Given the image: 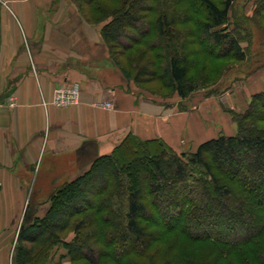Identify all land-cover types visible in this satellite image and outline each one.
I'll return each instance as SVG.
<instances>
[{
  "label": "trees",
  "instance_id": "16d2710c",
  "mask_svg": "<svg viewBox=\"0 0 264 264\" xmlns=\"http://www.w3.org/2000/svg\"><path fill=\"white\" fill-rule=\"evenodd\" d=\"M76 1L93 8L115 65L139 87L159 81L187 100L227 74L218 59L250 56L244 42L250 45L252 20L237 0ZM255 7L253 18L264 14V0ZM233 117L235 135L195 152L125 138L62 185L45 216L21 230L15 264H44L59 245L67 264H159L153 247L175 235L179 264H236V255L242 264H264V90Z\"/></svg>",
  "mask_w": 264,
  "mask_h": 264
},
{
  "label": "crops",
  "instance_id": "0c3cea01",
  "mask_svg": "<svg viewBox=\"0 0 264 264\" xmlns=\"http://www.w3.org/2000/svg\"><path fill=\"white\" fill-rule=\"evenodd\" d=\"M77 3L0 0V264L13 256L7 225L17 222L24 202L9 193L25 192L22 177L43 161H67V171L55 173L67 183L130 135L183 153L223 132L205 127L202 106L175 111L127 80L103 38L104 24L88 21ZM70 83L81 85L79 105H43ZM103 102L113 107L94 105Z\"/></svg>",
  "mask_w": 264,
  "mask_h": 264
},
{
  "label": "rangeland",
  "instance_id": "374dc122",
  "mask_svg": "<svg viewBox=\"0 0 264 264\" xmlns=\"http://www.w3.org/2000/svg\"><path fill=\"white\" fill-rule=\"evenodd\" d=\"M257 1L258 0H237L235 8L242 10L241 14L244 19L245 17H248L249 20H252L247 24L249 28L248 34L251 40L249 41L250 45L244 42V47L249 48L250 56L244 63H239L229 58L218 59L216 62L217 68L219 70L229 69V71L224 77H216L218 81L217 85L212 87L210 90L207 89L198 91L187 100H181L171 91L163 88L161 82L159 81L144 84L142 85L143 87H140V90L156 99H162L167 106L175 111H184L189 108H193L195 105H200L202 106V111H205V109L207 111L206 115L203 117V123L206 128L212 129V127H217V131L220 129L223 131L220 135H235L238 131V125L234 121L233 116L244 113L251 102L252 97L264 90V14L260 17L258 16L253 18L256 14L255 5ZM77 4L84 17L88 21L94 23L93 8L87 4L79 2ZM239 16L240 18L242 17L241 15ZM248 45L249 47H247ZM141 49H143V46L138 48V50ZM116 57L122 65L128 64V60L125 55L119 56V53L117 54L116 52ZM109 104L112 106L111 103ZM52 162L53 165L57 164L58 166H49L48 161L46 160L43 161L42 166L38 169L37 165V167L32 170L33 173L26 174L22 177L23 182L29 187L25 192L9 193L12 196L10 199L14 198L17 200L19 197L23 196L24 201L22 208H20L19 215H17V222L15 224L9 223V225H7L8 229L6 233L15 245L13 248L14 253L9 264H15V250L21 230L28 224L45 216L51 206L53 196L57 190L65 184L64 179L62 180L60 177H55V173L67 171V161L58 160ZM91 166L92 165L80 170L81 172L75 176V179L78 176L85 174ZM4 226L5 224L2 225V227ZM201 231L205 230H198V232ZM73 236L74 233L72 229H70L65 234L64 239L65 241H70ZM178 240L179 235H175L153 247L152 253L159 264H167L169 261L174 262L173 264L181 263L182 257L177 252V249L174 248V245ZM106 252L114 255L116 254L114 251L110 252L109 250H106ZM116 252L119 254L118 250ZM65 254L66 249L64 246H55L51 252L49 260L44 264H67L66 260H62V256ZM241 257L242 256L239 255L234 257L237 259L236 264H242L239 260ZM109 264L114 263L109 261ZM228 264L234 263L228 262Z\"/></svg>",
  "mask_w": 264,
  "mask_h": 264
},
{
  "label": "built area",
  "instance_id": "2783aa9c",
  "mask_svg": "<svg viewBox=\"0 0 264 264\" xmlns=\"http://www.w3.org/2000/svg\"><path fill=\"white\" fill-rule=\"evenodd\" d=\"M82 88L79 83L61 84L55 88L51 101L43 102V105L48 108L50 105L57 108H69L77 106L81 103ZM14 105V102L11 104ZM95 106L104 109H111L109 103H95Z\"/></svg>",
  "mask_w": 264,
  "mask_h": 264
}]
</instances>
